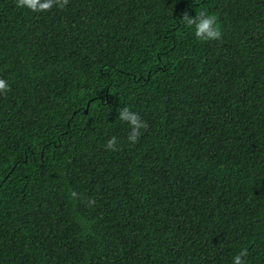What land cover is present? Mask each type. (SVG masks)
<instances>
[{
	"label": "trees",
	"instance_id": "trees-1",
	"mask_svg": "<svg viewBox=\"0 0 264 264\" xmlns=\"http://www.w3.org/2000/svg\"><path fill=\"white\" fill-rule=\"evenodd\" d=\"M0 78V264H264V0H0Z\"/></svg>",
	"mask_w": 264,
	"mask_h": 264
},
{
	"label": "clouds",
	"instance_id": "clouds-1",
	"mask_svg": "<svg viewBox=\"0 0 264 264\" xmlns=\"http://www.w3.org/2000/svg\"><path fill=\"white\" fill-rule=\"evenodd\" d=\"M69 3V0H17V7H26L33 12L42 13L50 11L54 6L60 9L65 8ZM180 21L189 28L193 29V34L197 40L211 41L218 40L222 36L221 28L218 25L217 17L215 14L209 13L206 10H201L196 13L195 16L190 15L188 12H184ZM10 90L9 83L0 78V93H6ZM118 117L122 122L129 125L130 131L128 133V141L135 144L141 136V130H146L148 124L144 121L139 113L131 110L129 107L117 108ZM117 138L112 136L106 142V149L111 151L117 150ZM80 194L76 191L71 192V197L76 198ZM87 203L89 206L95 205L94 198H88ZM248 255L247 248H243L234 257L232 264H244V257Z\"/></svg>",
	"mask_w": 264,
	"mask_h": 264
}]
</instances>
